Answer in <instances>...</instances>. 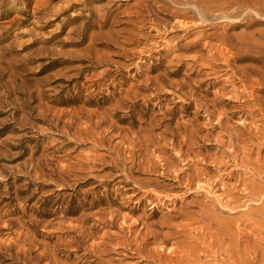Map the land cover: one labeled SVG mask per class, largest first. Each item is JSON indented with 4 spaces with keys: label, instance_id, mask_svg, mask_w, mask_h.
<instances>
[{
    "label": "rangeland",
    "instance_id": "obj_1",
    "mask_svg": "<svg viewBox=\"0 0 264 264\" xmlns=\"http://www.w3.org/2000/svg\"><path fill=\"white\" fill-rule=\"evenodd\" d=\"M187 1L0 0V264H264V0Z\"/></svg>",
    "mask_w": 264,
    "mask_h": 264
},
{
    "label": "bare ground",
    "instance_id": "obj_2",
    "mask_svg": "<svg viewBox=\"0 0 264 264\" xmlns=\"http://www.w3.org/2000/svg\"><path fill=\"white\" fill-rule=\"evenodd\" d=\"M189 1V3H192V5H193V8L195 7V8H199V7H201L202 6V0H188ZM187 1V2H188ZM166 2V1H165ZM213 4H215V3H213ZM176 7V6H175ZM254 8V7H253ZM221 9H222V7H221ZM225 9V8H224ZM256 11V10H255ZM258 12H260V10H257ZM197 12V11H196ZM252 12V11H251ZM257 12V13H258ZM253 14H254V12H252ZM228 14V13H227ZM255 14H256V12H255ZM201 15H203V14H201ZM231 15V14H230ZM232 16V15H231ZM261 16V15H260ZM228 17H230V16H228ZM232 19V18H231ZM176 21V20H175ZM186 22V21H185ZM223 22V21H222ZM242 22V21H241ZM177 23H179V26L181 25V24H185V23H183V21H177ZM217 23V22H216ZM235 24V23H234ZM249 25V24H248ZM99 26H100V24H99ZM184 27V26H183ZM222 34V33H221ZM231 34V33H230ZM234 34V33H233ZM234 36H236V35H234ZM239 38V37H238ZM81 39V38H80ZM258 39V38H257ZM261 41V40H260ZM218 46V45H217ZM213 47V46H212ZM222 47V46H221ZM217 48V47H216ZM224 48V47H223ZM222 48V49H223ZM8 49V48H7ZM221 49V50H222ZM226 51V50H225ZM228 52V51H227ZM229 52H230V50H229ZM245 52V51H244ZM220 53V52H219ZM224 53V52H223ZM225 55V54H224ZM245 55V54H244ZM209 56V55H208ZM226 56V55H225ZM234 56H237L235 53H234ZM239 56V55H238ZM237 56V57H238ZM241 56V55H240ZM247 56V55H246ZM231 57V56H230ZM236 57V58H237ZM234 58V57H233ZM233 58H232V60H233ZM252 60V59H251ZM227 61V60H226ZM236 62V61H235ZM212 63V62H211ZM227 66V65H226ZM233 67V66H232ZM246 68V67H245ZM229 70V69H228ZM247 70V69H246ZM233 72V71H232ZM236 72V71H235ZM242 72H243V70H242ZM246 73V71L244 72V74ZM248 73V72H247ZM4 75V74H3ZM246 76V75H245ZM1 77H2V75H1ZM10 77V76H9ZM11 77H12V80H8V83L11 85V88L8 90V94H18V89L17 88H19V86H17V83H16V78L15 77H13V75H11ZM236 77V76H235ZM243 78V77H242ZM11 79V78H10ZM244 79V78H243ZM261 82V81H260ZM24 85V83L22 84V86ZM251 86V85H250ZM10 87V86H9ZM222 88V87H221ZM259 88V87H258ZM235 89V88H234ZM230 90V89H229ZM241 90H243V89H241ZM244 91V90H243ZM243 91H241V92H243ZM20 92V91H19ZM39 92V91H38ZM218 92H216V94H217ZM21 94H23V95H31L32 94V91H29L28 93H25L24 91L21 93ZM39 94H41V91L38 93V95ZM248 96V95H247ZM250 96V95H249ZM39 98H41V97H39ZM224 98V97H223ZM229 99V98H228ZM253 99V98H252ZM224 100H225V98H224ZM9 104V103H8ZM7 105V103L5 102V101H3V102H0V107H3V106H6ZM257 109V108H256ZM14 113H12L13 115L14 114H16L19 110L21 111L22 110V107H20V108H14ZM258 111V110H257ZM23 112V111H22ZM264 113V112H263ZM210 116V115H209ZM71 121V120H70ZM218 121V120H217ZM216 123V122H215ZM219 124V123H218ZM202 187V189H204V190H206L209 194H211V195H214L217 199H220L219 197L221 196L220 194H217L216 193V190L217 189H214V186H212V184H207V185H202V186H200V188ZM9 223V222H8ZM10 224V223H9ZM8 224V225H9ZM26 224V223H25ZM6 225V224H5ZM28 225V224H27ZM30 225V224H29ZM24 226H26V225H24ZM31 226V225H30ZM3 227H5V226H3ZM6 227H8V226H6ZM29 228V227H28ZM11 234V233H10ZM10 238V237H9ZM12 238V237H11ZM15 238V237H14ZM5 239H7V238H5ZM13 239V238H12ZM17 239H19V236H17ZM9 240V239H8ZM11 240V239H10ZM16 239H14L13 241H15ZM18 240H16L15 242H17ZM1 242V241H0ZM4 242V241H3ZM2 242V243H3ZM6 242H8V241H6ZM19 243L21 242V241H18ZM9 243H10V241H9ZM9 243H8V245H9ZM14 243V242H13ZM23 243V242H22ZM21 243V244H22ZM11 245H13V244H10V247H12ZM17 246V245H16ZM15 246V247H16ZM8 247V246H7ZM18 247V246H17ZM55 249V248H54ZM170 249V248H169ZM17 250H19V248L17 249ZM21 250V251H20ZM20 252H22L23 250L20 248ZM10 251V250H9ZM19 252V253H20ZM57 258V257H56ZM54 259V258H53Z\"/></svg>",
    "mask_w": 264,
    "mask_h": 264
}]
</instances>
